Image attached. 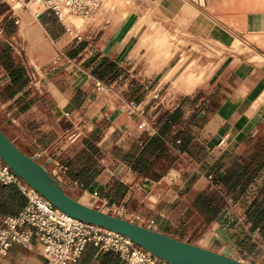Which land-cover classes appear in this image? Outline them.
I'll list each match as a JSON object with an SVG mask.
<instances>
[{
  "label": "crops",
  "instance_id": "crops-1",
  "mask_svg": "<svg viewBox=\"0 0 264 264\" xmlns=\"http://www.w3.org/2000/svg\"><path fill=\"white\" fill-rule=\"evenodd\" d=\"M127 1L132 7L128 16L100 8L85 21L83 39L77 40L67 30L63 36L44 27L43 17L52 11L42 8L36 15L23 8L14 13L0 0L3 129L30 155L40 147L39 160L57 173L70 195L88 200L84 203L95 207L120 197L119 212H138L154 220L150 227L155 230L249 264H264V237L245 218L264 187V165L247 189L237 199L228 198L207 225L190 198L213 183L220 159L235 155L250 138L264 141V0ZM174 26L204 41L218 58L207 64L194 60L192 72L184 63L173 71L175 64L167 54ZM144 36L158 38L160 56L140 55L157 51L146 52L151 41L142 45ZM102 58L117 64L113 80L92 73ZM121 96H133L138 109L129 112V101ZM158 96L180 98L168 106L156 100ZM159 107L181 109L183 120L195 114L207 117L191 141L176 148V164L152 180L139 176L123 156L135 146L143 147L145 132L160 135L161 125L155 122ZM143 119L149 123L146 128L140 127ZM88 140L100 154L93 153ZM82 152L88 158H82ZM93 191H99V198ZM26 204L17 186L0 185V224ZM33 244H12L1 264H53L36 236ZM106 259L107 264H126L118 253L93 244L71 264H104Z\"/></svg>",
  "mask_w": 264,
  "mask_h": 264
},
{
  "label": "built area",
  "instance_id": "built-area-1",
  "mask_svg": "<svg viewBox=\"0 0 264 264\" xmlns=\"http://www.w3.org/2000/svg\"><path fill=\"white\" fill-rule=\"evenodd\" d=\"M14 13L23 8L38 10L41 8L52 11L64 24L73 39L82 40L81 30L71 19L73 16L90 20L101 8L103 0H6ZM19 22V19H16ZM59 58L55 59L57 62ZM101 86V85H99ZM139 104L130 100L128 111H136ZM149 123L143 119L141 128ZM38 158L41 153L35 154ZM52 174L55 176L57 173ZM76 185H81L75 182ZM0 185H15L27 197L24 209L7 216L0 224V264L3 262L9 247L21 244L33 248V237L41 243L42 253L53 264H71L79 260L86 246L93 244L102 250L118 253L126 264H170L147 249L137 245L131 238L119 232L103 228L93 223L75 218L44 197L36 189L23 180L12 168L0 159ZM94 198H99V191H93ZM122 216L145 226L154 225V220H148L138 212H128L120 209ZM115 211V214H118Z\"/></svg>",
  "mask_w": 264,
  "mask_h": 264
},
{
  "label": "trees",
  "instance_id": "trees-1",
  "mask_svg": "<svg viewBox=\"0 0 264 264\" xmlns=\"http://www.w3.org/2000/svg\"><path fill=\"white\" fill-rule=\"evenodd\" d=\"M95 58L88 64H93ZM117 64L109 58H102L92 66V73L99 79L113 80ZM155 122L161 125L160 135H142L143 147H133L123 158L132 163L133 169L143 178L160 179L177 162L176 148L183 149L190 141L194 129L203 125L205 115L195 114L183 120L181 109L161 108ZM0 124L2 125L1 121ZM105 126V125H104ZM8 134V132L4 129ZM9 135V134H8ZM11 137V136H10ZM12 138V137H11ZM99 139V138H98ZM181 142L177 144V140ZM264 141L258 136L246 142V145L235 154L220 159L214 167L213 183L203 191L193 195L192 209L201 217L204 225L209 224L218 215L228 198L237 199L256 178L264 165ZM88 140V145L94 154L98 148ZM82 158H88L82 152ZM87 155V156H86ZM194 196V197H193ZM195 212V213H196ZM245 218L253 230H257L264 237V187L256 194L249 204ZM96 247V246H95ZM108 261L104 262L107 264Z\"/></svg>",
  "mask_w": 264,
  "mask_h": 264
},
{
  "label": "water",
  "instance_id": "water-1",
  "mask_svg": "<svg viewBox=\"0 0 264 264\" xmlns=\"http://www.w3.org/2000/svg\"><path fill=\"white\" fill-rule=\"evenodd\" d=\"M34 150L36 153L42 152L38 146H35ZM0 159L63 212L124 234L137 245L170 264H249L129 220L123 217L121 212L113 214L82 202L64 189L59 179L50 171L48 163L41 162L35 154L30 155L21 149L1 124Z\"/></svg>",
  "mask_w": 264,
  "mask_h": 264
},
{
  "label": "rangeland",
  "instance_id": "rangeland-1",
  "mask_svg": "<svg viewBox=\"0 0 264 264\" xmlns=\"http://www.w3.org/2000/svg\"><path fill=\"white\" fill-rule=\"evenodd\" d=\"M101 8L102 10L103 9L105 10L107 8H113L114 12H116V14L119 13V16H122V17L128 16L130 11L132 10V7L127 0H103V4ZM33 10L34 12L38 11L35 8H33ZM40 11H43V9L41 8ZM71 19L75 22L79 30L82 29L86 21L82 17H78V16H73L71 17ZM42 23L46 29L49 27L51 31H53L55 34H59L61 32L64 36L66 32L65 27H63L64 25H62L63 23L58 19V17H55L54 14L51 12H48V15H46L45 13V17H43ZM144 23L147 24L148 21H145V22L143 21V24ZM157 39L158 38L154 39L153 37H150V36L141 37V42H142L141 44L144 46L148 45L147 44L148 41H151L146 49V52L148 51V49L149 50L157 49V51L156 53H153V54H151V52H148L147 54L143 53L140 55L143 57H146L149 55H151L152 57L160 56L161 52L158 50L160 46V42ZM168 39H169L168 40L169 41L168 42L169 52L167 54V57L171 65L175 64V68L173 69V71H175L179 65H182L184 63V66H189L188 68L190 69V72H192L194 60H199L201 63L207 64V62L209 63L210 60L211 61L216 60L219 56L217 53L210 51V48L206 45L204 41H199L195 39L193 35L191 34V32L187 30L179 29L178 31L176 26L173 27L172 31H170V35ZM178 51H182L180 56L178 55ZM181 55H183V58H181ZM195 71L198 72L199 70L196 69ZM198 74L200 75L201 73L198 72ZM121 97L125 98L126 101H130L131 99L134 98L133 96H121ZM179 98L180 96H158L155 99L165 105L173 106L178 102ZM107 109L111 110V107H107ZM81 201L88 202V200H85V199ZM121 201H122V198L117 197V198H114L112 203L104 204V205L102 203H98L96 204L95 207L103 209L107 212H110V211L106 209H109L110 207H112L110 213L115 214V211H118L119 208L122 206ZM112 205H114V208Z\"/></svg>",
  "mask_w": 264,
  "mask_h": 264
}]
</instances>
